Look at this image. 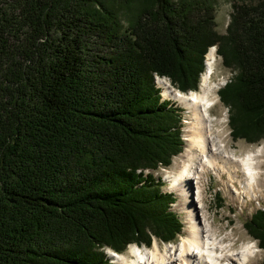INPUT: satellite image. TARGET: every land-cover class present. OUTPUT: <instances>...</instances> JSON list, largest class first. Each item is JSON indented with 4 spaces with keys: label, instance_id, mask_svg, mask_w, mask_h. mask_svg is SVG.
I'll list each match as a JSON object with an SVG mask.
<instances>
[{
    "label": "trees",
    "instance_id": "16d2710c",
    "mask_svg": "<svg viewBox=\"0 0 264 264\" xmlns=\"http://www.w3.org/2000/svg\"><path fill=\"white\" fill-rule=\"evenodd\" d=\"M215 6L22 1L23 62L0 83V264H112L108 249L178 240L176 199L144 172L185 145L184 110L155 76L198 91L211 47L233 72L218 92L233 140H264V0L234 4L224 35ZM245 227L264 250V210Z\"/></svg>",
    "mask_w": 264,
    "mask_h": 264
},
{
    "label": "bare ground",
    "instance_id": "6f19581e",
    "mask_svg": "<svg viewBox=\"0 0 264 264\" xmlns=\"http://www.w3.org/2000/svg\"><path fill=\"white\" fill-rule=\"evenodd\" d=\"M217 63V50L212 48L200 88L190 93L176 90L168 78L156 77L165 100L179 103L190 115L185 135L187 148L170 167L173 174L167 175L171 191L180 197L176 208L187 219L181 242L165 251L157 242L153 248L133 245L127 255L109 250L114 264H250L257 257L258 245L254 242L237 252L233 249L235 238L220 236L206 202L210 173L220 180L226 196L234 203L264 199V184L260 185L264 180V146L240 144L239 155L230 152L226 132L217 127L226 121V114L214 118L211 113L220 101V85L212 81Z\"/></svg>",
    "mask_w": 264,
    "mask_h": 264
},
{
    "label": "rangeland",
    "instance_id": "374dc122",
    "mask_svg": "<svg viewBox=\"0 0 264 264\" xmlns=\"http://www.w3.org/2000/svg\"><path fill=\"white\" fill-rule=\"evenodd\" d=\"M22 1L23 0H1L0 12H4L5 15H2V17H0V26L4 25V27L2 26V28H5V30H4V32H2L3 30L0 31V51L3 52V55L0 56V83L4 80V73H8L10 71L9 69H11V70L15 69V66L17 64H19L18 62H23L22 51H23V48L26 46L27 43L24 41L26 38V35H25L26 34L25 33L26 28L22 27V23L20 21V18H21L20 7L22 4ZM260 1L261 0H215V3H216V6H215V14H216L215 24L217 25V27H216L217 32L221 35L226 34L228 25H229L230 20H231L230 15L232 13L233 14L235 13L233 10L234 4L247 5V6H257V5H259ZM5 19H7V21ZM5 38H7V40H8V44H7L6 48H4L1 45V42L3 40H5ZM212 48L213 47H211L209 49V51ZM206 62H207V55L205 58V70H206ZM203 73L201 74L200 82L202 80ZM232 73L233 72L230 69H227L224 67L223 62H222V58L218 57V63L215 66V72L212 76V81L214 83H217L218 85H220V88H219V90H220L221 86L232 77ZM156 77L157 76H155V78ZM168 79L171 80L170 78H168ZM200 82H199V85H200ZM156 86L159 89L161 88L159 85V82L157 84V81H156ZM219 90H218V92H219ZM161 96H162V100L163 99L165 100V98L163 97L162 91H161ZM219 99H220V97H219ZM169 101L175 107H180L184 110V120H183L184 122L183 123L185 125L183 128L184 129L183 136H184V138H186L185 135L187 134V128L189 126L188 122L190 121V115L185 113V111H186L185 108L182 107L179 103H177L173 100H169ZM211 113L214 116V118H220L222 116V114H226V121L222 125H217V127L222 128L221 130H223L224 133L226 132V137H227V141H228V149L230 152L233 151L239 155L241 153L240 144H244L247 146H249V145H254V146L262 145V146H264V140L261 141L259 144H250V143L246 142L245 140H238V141L233 140V138L229 135L230 134L229 132H231L230 131L231 128L229 126V118H227L230 116V112H229L228 108L225 107V105L221 101H218L217 105L211 109ZM185 141H186V139H185ZM186 148H187V142H186V146H185L183 152H185ZM173 163H174V161H173ZM173 163H172V165H173ZM169 169L170 168H168V169H164V168L162 169L161 168L157 171H152L151 174L153 173L156 179L160 178L161 181L160 180L159 181H160V183L163 184L162 191L164 193H169V194L173 193L174 194L176 202L173 205H171L170 211L175 213V215L182 221L184 228H183V233L181 235H179L178 240L175 242H172V243H164L161 240L154 237L153 243H152L151 247H149V248H153L155 242H157L160 245V247L162 248L161 249L162 251L163 250L165 251V249H168V246H171L173 244L177 245L181 242L182 236L185 234L186 220H187L186 215L181 213L180 210H178L176 208V206L179 204L180 197L178 196V194L171 191V186H170L171 183H170V181L167 180V175L170 173ZM170 174H173V173H170ZM210 174L208 175V177H209L208 181L209 182L207 183L208 194L206 196V202L211 209L210 210L211 220H212L214 226L219 230L220 236H221V234L223 236L224 235H228V236L231 235L232 239L235 238V247H233V249H235L237 252L238 251L240 252V250H243V245H244V248L247 247L248 242H250L251 244H253V242H254V245L256 244V246H257L258 242L253 237L250 236V233H248V231L245 229L244 225L246 222L250 221L251 217L256 213V211L264 208V199L261 198L259 200H251L250 202L248 201L247 204H242L239 202L234 203L226 196V194L223 190V185L220 182V180L215 175H213L212 173H210ZM263 184H264V180H262V181L260 180V185L263 186ZM217 190L221 193L223 191V193L217 194V192H218ZM218 195H220L221 199H222L221 207H217V204H218L217 196ZM223 236H221V237H223ZM227 239L228 238H226L225 241H227ZM133 245H130L128 247L127 251L124 252L122 255H124V254L127 255L131 246H133ZM144 247H147V246H144ZM259 249H260L259 246H257V252H256L257 257L255 259H252L250 264H261L262 263V260L264 258V251H261ZM109 250L110 249H108V251ZM106 254L108 257L109 253L107 251H106ZM109 260H110V258H109ZM111 263L114 264L113 261H111Z\"/></svg>",
    "mask_w": 264,
    "mask_h": 264
},
{
    "label": "built area",
    "instance_id": "2783aa9c",
    "mask_svg": "<svg viewBox=\"0 0 264 264\" xmlns=\"http://www.w3.org/2000/svg\"><path fill=\"white\" fill-rule=\"evenodd\" d=\"M145 173H148V171H145Z\"/></svg>",
    "mask_w": 264,
    "mask_h": 264
}]
</instances>
